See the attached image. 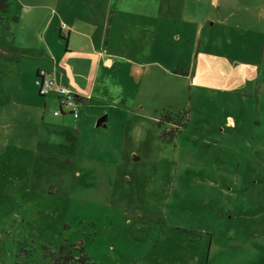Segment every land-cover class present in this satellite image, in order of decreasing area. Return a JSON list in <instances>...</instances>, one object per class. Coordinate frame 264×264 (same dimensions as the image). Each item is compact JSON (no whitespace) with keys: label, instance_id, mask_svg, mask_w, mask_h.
I'll list each match as a JSON object with an SVG mask.
<instances>
[{"label":"rangeland","instance_id":"1","mask_svg":"<svg viewBox=\"0 0 264 264\" xmlns=\"http://www.w3.org/2000/svg\"><path fill=\"white\" fill-rule=\"evenodd\" d=\"M57 1L7 0L0 48H35ZM191 30L178 43L179 31L158 35L152 59H138L155 67L133 85L123 71L109 77L104 113L88 120L79 105L70 136L36 149L35 130L58 107L35 122L15 105L16 70L0 62V264H264V62L254 55L264 33L221 28L209 39L222 50L202 42L222 54L252 48L260 68L213 93L173 80L183 70L164 61L197 51Z\"/></svg>","mask_w":264,"mask_h":264},{"label":"crops","instance_id":"2","mask_svg":"<svg viewBox=\"0 0 264 264\" xmlns=\"http://www.w3.org/2000/svg\"><path fill=\"white\" fill-rule=\"evenodd\" d=\"M252 6H255L254 10ZM71 7H78V12L72 14ZM261 7V0L246 4L238 0H98V3L83 0L75 4L58 0L51 11L46 9L47 29L40 34L36 47H2L0 62L9 72L16 70L19 87L15 105L28 108L24 112L30 113L35 122L38 118L45 119V113L39 110L47 107L51 109L54 105L58 107L54 92L43 97V100L37 97L34 81L39 70L50 74L58 86L72 91L80 99L81 109L87 113L86 118L89 120L105 112L99 101L109 77L114 78L123 71V76L128 77L129 83L133 85L132 80L139 76L141 67L144 70L145 65L149 70L155 67L150 66L152 62L150 65L142 64L138 59H152L158 35L166 31L169 33L168 38L173 39L174 33L179 31L180 35L175 41L178 43L182 34L192 29L195 41L198 38L195 53L188 58L180 55L170 59L169 50L167 54L165 52L164 61L174 65L175 71L178 68L183 70L181 76L171 74V77L175 81L181 79L191 90L196 87L200 91L219 92V84L221 88L224 85L233 91L231 87L242 85L249 76L247 74L252 77L256 75V69L260 68L256 66L258 63H252L250 59L259 51L262 65L264 45L260 50L258 47L251 56L252 48L243 50L242 55L226 50L222 54L216 49L202 50V42L222 50L216 46L214 37L212 43L209 39V34L213 32L214 35L221 28L226 31L231 28L258 31L260 36L263 35L264 16ZM20 94L28 102L18 103ZM78 113L75 120L79 121L81 112ZM52 116L53 122L45 124L42 121L35 130L34 149L38 145H51L50 142L59 140L61 135L70 136L67 114ZM84 120L78 122V130L85 125ZM106 120L107 115L100 117L96 126H101ZM225 123L232 127V118L228 117Z\"/></svg>","mask_w":264,"mask_h":264},{"label":"built area","instance_id":"3","mask_svg":"<svg viewBox=\"0 0 264 264\" xmlns=\"http://www.w3.org/2000/svg\"><path fill=\"white\" fill-rule=\"evenodd\" d=\"M34 85L38 89L39 96L45 97L51 92H54L57 96L58 109L53 111V115L69 114L74 119L78 118L80 99L69 89L58 86L50 74L44 70H39Z\"/></svg>","mask_w":264,"mask_h":264},{"label":"trees","instance_id":"4","mask_svg":"<svg viewBox=\"0 0 264 264\" xmlns=\"http://www.w3.org/2000/svg\"><path fill=\"white\" fill-rule=\"evenodd\" d=\"M6 1L7 0H0V11H4V9L6 7V4H5ZM172 133H174L173 131L171 132V135H174Z\"/></svg>","mask_w":264,"mask_h":264}]
</instances>
